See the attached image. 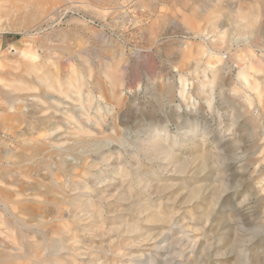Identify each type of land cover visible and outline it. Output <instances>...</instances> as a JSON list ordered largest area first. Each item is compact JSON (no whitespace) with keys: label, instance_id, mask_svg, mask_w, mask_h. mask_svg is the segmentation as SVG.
<instances>
[{"label":"rangeland","instance_id":"rangeland-1","mask_svg":"<svg viewBox=\"0 0 264 264\" xmlns=\"http://www.w3.org/2000/svg\"><path fill=\"white\" fill-rule=\"evenodd\" d=\"M250 1L31 0L43 9L29 5L20 13L0 14V22L22 29L0 31V252L13 251L14 240H41L34 251L24 245L23 258L15 262L38 264L35 253L39 259L53 249L50 258H59L60 264H86L87 259V264H264V68L246 63L247 51H236V65H245V78L232 69L224 87L237 93L229 90L224 104L211 97V90H218L210 80L216 54H199L203 46L231 59L217 39L220 31L229 35L232 24L213 4L248 8ZM261 25L264 40V20ZM204 29L208 39L202 40L198 31ZM253 52L264 58V49ZM100 69L114 70L121 78L123 85H116L119 104ZM43 71L51 72L48 82L54 87L69 77L64 82L69 86L59 90L69 96L46 86ZM166 83L173 84L176 97L159 95ZM79 89L82 94L74 93ZM102 97H109L107 108ZM247 98L259 114L256 136L241 107H248ZM234 116L240 125H231ZM185 120L197 122L191 140L178 136L175 145L172 138L161 142L185 162L184 172L177 171L175 162L146 161L132 145L152 121L165 124L172 137ZM245 120L248 126L242 125ZM93 143L102 158L90 149ZM65 147L70 148L58 150ZM202 152H218L212 170L197 169L196 156ZM88 171L102 180L96 185L105 196L101 220L97 227L96 213L86 210L82 222H70V231L66 208L72 206L66 198L84 188L74 190L75 183L94 182ZM137 176L158 189L150 196L137 195L133 189L139 185L132 184ZM196 184L202 185L199 197H185ZM141 198L171 220L144 221V213L134 206ZM134 223L139 231L131 235L126 226ZM72 243L79 247L77 255Z\"/></svg>","mask_w":264,"mask_h":264},{"label":"bare ground","instance_id":"bare-ground-1","mask_svg":"<svg viewBox=\"0 0 264 264\" xmlns=\"http://www.w3.org/2000/svg\"><path fill=\"white\" fill-rule=\"evenodd\" d=\"M31 0H0V14H3V15H8V14H16V13H20L23 11L24 8H27L29 5H34V4H31L30 3ZM42 3V2H41ZM233 4V3H232ZM231 4V6H233ZM203 5V4H202ZM205 5V4H204ZM203 5V6H204ZM209 5V4H208ZM239 5V4H238ZM214 8H219L222 10V13L226 16V21H230V23L232 24V30H231V33L229 35H223L224 33L222 31L221 32V35L218 36V41L219 43L225 48L227 49L226 53H229L230 55V60H226L225 57L223 54V51L221 52L220 50L214 52L212 50H204L203 49V46L200 47L199 49H201L199 51V54H206V57H210V54L212 53H215L216 55L214 56L215 57V63L217 64V67H216V70L215 72H213L212 74V78L210 80H214V81H211L212 83H216L218 86V90L215 92V89L213 88L211 91H212V94H211V97L212 96H217V98H219L222 103L224 104H228V100H226V98H224V95L225 94H229V90L231 91L232 94H236V90L235 89H231V87L229 89H226L224 87V83L227 82V80L229 79V77L231 76L232 73V69L236 70L239 69L237 71V75L238 76H242L243 78H245V65L243 64H237L238 63L236 60H235V57H234V53L238 50H245L247 51L246 53V63H248L249 65H252L254 67H258V68H264V58L260 55H258L256 52H253L255 49H264V40H261L260 39V31H261V22L264 20V0H251L249 2V5H248V8H241V7H230V6H227V4L225 3H217V4H213ZM34 9L35 11H41V7H38V6H35L34 5ZM199 9V8H198ZM26 10V9H25ZM207 12V11H206ZM122 13H125V12H122ZM219 13V12H218ZM24 14V13H23ZM33 14V13H32ZM34 17V16H33ZM209 17V16H208ZM207 17V18H208ZM206 18V19H207ZM259 18L258 22H257V19ZM44 19V18H43ZM128 21V19H126ZM19 21V19H18ZM210 23V22H208ZM88 25V24H87ZM221 26V25H220ZM204 27V26H203ZM207 28H209L207 26ZM206 28V30H207ZM219 27L217 26V29ZM3 29H6V30H16V31H21L22 29L18 28V27H15L13 24H11L10 22L8 21H5V23L3 22H0V31L3 30ZM214 29V27H213ZM26 31V30H25ZM196 31V30H195ZM205 29L203 31H198V33L200 34V36H203L202 37V40L204 39H208L207 37L205 38V36L207 35L205 32ZM224 31V30H223ZM216 32V31H215ZM213 33V32H212ZM197 34V33H196ZM209 34V33H208ZM199 36V35H198ZM196 37V36H195ZM63 38V37H62ZM200 38V37H198ZM211 38V37H210ZM211 40V39H210ZM216 40V39H215ZM216 44V43H215ZM232 49H235L234 52H231ZM223 50V49H222ZM188 52V51H187ZM262 52V51H261ZM210 53V54H209ZM225 53V54H226ZM22 56H26L28 58H34V55L32 52H26V51H22L21 52ZM198 56V55H197ZM203 56V55H202ZM187 57V56H186ZM189 57V56H188ZM187 57V58H188ZM196 57V56H195ZM189 59V58H188ZM198 59V58H196ZM195 60V59H194ZM193 62V61H192ZM186 63V62H185ZM194 63V62H193ZM205 63V62H204ZM207 63V61H206ZM196 64V63H195ZM215 65V64H214ZM199 66V65H198ZM197 66V67H198ZM213 66V65H212ZM252 66H249L248 68H252ZM211 67V66H210ZM31 68V66H30ZM33 69V68H32ZM73 69V68H72ZM195 69V68H194ZM45 70V69H43ZM40 72V71H39ZM74 72V71H73ZM51 72H47V71H43L41 73V78L46 80L47 83L46 86L48 87H53L54 90H60L61 86L64 84L66 86H69L68 84L64 83V82H68L67 79L69 80V77H67V79H65V81L62 83V82H58L57 84V87H54L53 84H49L48 81H52L53 80V75H50ZM115 71L114 70H103V69H100V72L99 74H103L104 76H106L108 78V81L109 83L111 84V87H109V92L110 94L112 95L113 99L115 100V102L117 104L120 103V100H121V93H117L116 91V85L117 83L120 81V85H123V82L121 81V78H118L115 76ZM76 74V73H75ZM114 74V76H113ZM85 77V76H84ZM124 77V76H123ZM61 78V77H60ZM77 78V77H76ZM111 78V79H110ZM209 78V77H208ZM78 79H82L81 82L83 83L85 80V78H83V76H79ZM18 80V79H17ZM207 80V79H206ZM216 80V81H215ZM14 81V80H13ZM57 81H60V79L57 77ZM91 81V80H90ZM41 82V81H39ZM76 82V81H75ZM210 82V83H211ZM81 83V84H82ZM209 83V82H208ZM206 84V83H205ZM101 85V83L99 84ZM203 85H204V82H203ZM212 85V84H211ZM82 86V85H81ZM73 87V86H72ZM75 88H77L75 86ZM129 88V87H128ZM63 89V88H62ZM71 89V87H70ZM175 88H173V84L171 83H166L165 84V87L163 89H160L159 91V95L160 96H163L165 98L167 97H176L175 95ZM61 93H63V95L65 97L69 96V93L65 90V91H59ZM74 93H77L78 95H80V89ZM82 94V93H81ZM210 94V93H209ZM87 96V94H86ZM183 94H180V97H182ZM49 97V96H48ZM53 98V97H51ZM71 99H73L71 97ZM102 99L106 102V106L105 108H107V104L109 102V97H102ZM206 100H209L210 99V96L207 95ZM75 100V99H74ZM81 101V99H79ZM85 100V102H88L89 101V98L86 97V98H83V101ZM205 100V101H206ZM58 103V101H56ZM232 102V101H231ZM248 102V107L246 105H242L241 107H243V110L246 111V116L248 117V119L250 121H253L251 122L252 123V129H250V133H252V136L255 135V133H257V124L256 121L258 122L257 120V115H259L258 113L255 114V108L253 107L252 105V102H251V99L250 98H247V101ZM100 103H102V101L100 100ZM104 103V102H103ZM59 104V103H58ZM80 108H82V104L79 105ZM226 106V105H225ZM77 108V107H76ZM79 108V107H78ZM83 109V108H82ZM69 110V109H68ZM257 111V110H256ZM74 113V112H73ZM78 113V112H76ZM82 113V112H81ZM81 116V115H80ZM87 116V115H86ZM92 117V115H91ZM90 118V117H89ZM88 118V119H89ZM182 118V117H181ZM260 118V117H259ZM237 116H234L233 118H231V125H240L241 123L238 124V120H237ZM199 121V120H198ZM247 120L244 121V123H242V125L244 124H248V123H245ZM94 122V121H93ZM181 122V121H180ZM248 122V121H247ZM254 123V124H253ZM97 124V122H96ZM183 126H180V127H177L179 130H181L180 133L175 134L173 135L172 137L169 136L170 132L167 128V126L163 123H159L156 121H152L151 124H150V127L149 129H143V132H142V135L143 137H139V138H135V140L132 141V145L134 147H136V150L139 149L140 151L143 152V158L146 160V161H153V159H160L161 161L165 162V163H174V165L176 164L177 167H178V172L181 173V172H184L185 171V162L183 160H181V158L177 157L175 158V155L172 153V149L171 147L170 148H165L163 146V142L167 141V140H170L171 139V145H175V143H178L179 139H178V136H182L183 138H186L187 140H191L192 138V135L194 134H189L190 133V130H192L194 127H196L197 125V122L196 121H189V120H185L183 124H181ZM78 126L77 129L79 132H81L83 130L82 128V124L81 123H78ZM178 126V125H177ZM248 126V125H247ZM148 127V126H147ZM202 129L206 130L205 127H203ZM260 131V130H259ZM249 132V130H248ZM259 133V132H258ZM256 136V135H255ZM222 138H224V136L221 134V136L219 137V139L217 140V142H221ZM255 138V137H254ZM194 140V139H193ZM163 141V142H162ZM178 141V142H177ZM195 141V140H194ZM162 142V143H161ZM181 142V141H180ZM167 143V142H166ZM164 143V144H166ZM170 143V142H169ZM203 143V142H202ZM128 144V143H127ZM131 145V146H132ZM219 145V144H218ZM168 147V145L166 146ZM56 148V147H55ZM70 147H65L64 149H61V148H58V150H65V151H68ZM90 149L93 150H96L97 152H100L99 153V157H103L102 156V151H101V148L100 147H97V143H93L91 146H90ZM133 149V148H132ZM131 149V150H132ZM54 150V149H53ZM57 150V149H56ZM54 150V151H56ZM135 150V151H136ZM137 150V151H139ZM108 151V150H107ZM134 151V150H133ZM106 152V151H104ZM132 152V151H131ZM130 152V153H131ZM63 153V152H62ZM139 152H137L138 154ZM136 154V155H137ZM62 155V154H61ZM105 155V154H104ZM109 155V154H108ZM135 155V154H134ZM142 155V154H141ZM133 156V155H132ZM105 157H107L105 155ZM131 157V156H130ZM219 157V154L218 152H212V154H205V153H201L199 154V156L197 155L196 156V159H198V167L197 169L199 171H202L203 169H206V168H210L212 170V167L214 166L212 164V162H214L215 159H217ZM89 158V157H88ZM134 158V157H132ZM137 158V157H135ZM214 159V160H213ZM104 160V158H103ZM109 159H107L106 161H108ZM112 160V159H111ZM47 162V161H46ZM51 162V161H50ZM49 162V163H50ZM127 163V162H126ZM133 163V162H132ZM46 164V163H45ZM48 164V163H47ZM46 164V165H47ZM211 164V165H210ZM44 165V164H43ZM134 165V164H133ZM175 165V166H176ZM213 165V166H212ZM220 165V164H219ZM107 166V165H105ZM137 166H138V163H137ZM47 167V166H46ZM45 167V168H46ZM139 167V166H138ZM187 168V167H186ZM49 169V168H47ZM51 169V168H50ZM92 170V169H91ZM52 171V170H51ZM197 171V170H196ZM207 171V170H206ZM215 171V170H214ZM101 172V170H100ZM131 172V170H130ZM129 172V173H130ZM89 173V171H88ZM128 173V174H129ZM98 174V173H97ZM99 174H103V173H99ZM115 174V173H114ZM148 174V173H147ZM90 176H93V181L91 184L90 183V179L88 182H84L83 180L79 183H75L74 184V187L73 189H77L79 186H83L84 188H81L79 191L77 192H74L73 195H71L70 197H68L67 195H65V198L67 199V202L70 203V205L72 207H67L66 209H68V217H70L71 220H68L67 223L68 225L70 224V222L72 223H79V222H82V216L84 214L87 213V211H89L90 213H93L95 212L96 215L94 216L95 217V223H97V227L99 226V221L101 220V213L100 211L102 210V204H101V200L105 198L104 194H101L103 193L102 190H98L100 189L97 185L98 182H102V180H99L97 177H96V174H90ZM104 175V174H103ZM137 175V174H136ZM141 175V174H140ZM139 175V177H140ZM146 175V174H145ZM147 176V175H146ZM151 176V175H149ZM183 176V175H182ZM84 177V176H83ZM104 177V176H103ZM102 177V178H103ZM121 177V176H120ZM214 177V176H213ZM101 178V179H102ZM148 178H151V177H148ZM179 178V177H178ZM215 178V177H214ZM213 178V179H214ZM86 179V178H85ZM137 179V180H136ZM134 179L135 181H133L134 183L132 184H138L139 186L136 187L135 189H133L135 191V193L137 195H140L142 197L144 196H150L151 193L153 191H156L158 188L153 186L151 183H150V180L147 181L145 180L144 177L142 178H137ZM184 182V181H183ZM192 182V181H191ZM193 183V182H192ZM128 185V184H127ZM73 186V185H72ZM185 186V185H184ZM187 186V185H186ZM132 187V186H131ZM80 188V187H79ZM133 188V187H132ZM131 188V189H132ZM47 191H53L51 189V187H47L46 188ZM92 190L93 191V195H91V192L88 193L89 191L88 190ZM97 189V190H96ZM202 189V185L201 186H198L197 184L195 186H191L187 193L184 195L185 197H191V198H197L199 197V194H200V191ZM78 190V189H77ZM95 190V192H94ZM101 192V193H100ZM172 192V191H171ZM66 193V192H64ZM121 194V193H120ZM123 194V193H122ZM206 194V192H205ZM210 194V193H209ZM91 196V197H90ZM93 196H97L96 199V203L95 205H92V201H93ZM121 196V195H120ZM210 197V196H209ZM204 198V197H203ZM207 198V197H206ZM118 199H121V197H119ZM124 199V198H123ZM203 200V199H202ZM211 200V199H210ZM209 200V201H210ZM146 201V200H145ZM208 201V200H207ZM206 201V202H207ZM198 202V201H197ZM144 200L139 199L138 201L135 202L134 206L137 207V210L138 212L140 213H144L143 215V218H144V221L146 222H156V221H159V222H164V223H168L170 220L163 216V215H160L158 213H156L155 211L153 210H150V207L145 205L144 204ZM61 204V203H60ZM94 204V203H93ZM70 208L73 209V211H70ZM87 210V211H86ZM150 210V211H149ZM91 215V214H90ZM100 215V216H99ZM102 222V221H101ZM172 222V221H171ZM17 223V221H16ZM74 224V225H75ZM161 224V223H160ZM163 224V223H162ZM94 225V224H93ZM63 226V224H62ZM61 226V227H62ZM67 225L63 226V228H65ZM76 226V225H75ZM77 227V226H76ZM75 227V229H76ZM95 227V226H94ZM78 228V227H77ZM91 228V227H89ZM127 228V233L131 234V235H134L136 233H138L139 231V227L137 224H131L129 226H126ZM73 229V228H72ZM71 229V230H72ZM67 230H70V225L68 226V229ZM70 230V231H71ZM75 231V230H74ZM73 231V232H74ZM57 232V231H56ZM69 233V232H67ZM62 234V233H61ZM63 235V234H62ZM68 235V234H67ZM72 235V234H71ZM70 235V236H71ZM67 237V236H66ZM69 237V236H68ZM75 239H76V236H74ZM55 239V238H54ZM57 239V238H56ZM68 239V238H67ZM44 240V239H43ZM49 240V239H48ZM59 240V239H58ZM57 240V241H58ZM134 240V239H132ZM23 240V242H17L16 240H14V249L13 251H8V252H0V264H21V263H16L15 260L18 259V258H23V247L25 245V247L27 249H29L30 251H34V248H37L38 246L42 245V241L41 240H36V241H25ZM52 241V240H50ZM77 241V240H74V242ZM80 241V240H79ZM15 242H17L15 244ZM54 242V241H53ZM73 242V243H74ZM44 243V242H43ZM48 243V242H47ZM71 245V250H72V254L73 255H77V253L79 252V247L78 245L76 246L75 244ZM45 244V243H44ZM66 244V243H65ZM70 244V243H69ZM68 244V246H69ZM59 246V245H58ZM62 249L64 248L63 245H61ZM45 248V247H44ZM51 248H54L53 246H51ZM22 249V250H21ZM240 249V248H239ZM28 250V251H29ZM173 250V249H172ZM242 250V248H241ZM53 251V249L50 251H46L44 252L45 255H48V256H39V259L37 258V254L35 253L36 255V261H38L37 263L38 264H60L59 261V258H50V253ZM54 254V252H52ZM80 254V253H79ZM69 256V255H68ZM70 257V256H69ZM72 258V257H71ZM83 259V258H82ZM74 261V258L72 259ZM53 263H52V262ZM70 261V260H69ZM89 259H87L85 261V263H89L88 262ZM32 264V263H31ZM71 264V263H70ZM73 264V263H72ZM82 264V263H81ZM133 264V263H132Z\"/></svg>","mask_w":264,"mask_h":264}]
</instances>
